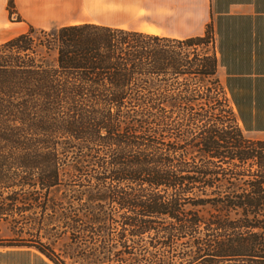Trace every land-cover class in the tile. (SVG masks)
Wrapping results in <instances>:
<instances>
[{
    "label": "trees",
    "instance_id": "trees-1",
    "mask_svg": "<svg viewBox=\"0 0 264 264\" xmlns=\"http://www.w3.org/2000/svg\"><path fill=\"white\" fill-rule=\"evenodd\" d=\"M215 71L207 28L1 40L0 256L264 264V139L243 133Z\"/></svg>",
    "mask_w": 264,
    "mask_h": 264
},
{
    "label": "crops",
    "instance_id": "crops-1",
    "mask_svg": "<svg viewBox=\"0 0 264 264\" xmlns=\"http://www.w3.org/2000/svg\"><path fill=\"white\" fill-rule=\"evenodd\" d=\"M9 1L0 0V29L96 23L186 38L207 28L215 75L238 124L246 136L264 139V0H11V14ZM170 14L178 24H198L170 31ZM12 15L19 19L10 21ZM137 15L145 18L141 26L131 24Z\"/></svg>",
    "mask_w": 264,
    "mask_h": 264
},
{
    "label": "rangeland",
    "instance_id": "rangeland-1",
    "mask_svg": "<svg viewBox=\"0 0 264 264\" xmlns=\"http://www.w3.org/2000/svg\"><path fill=\"white\" fill-rule=\"evenodd\" d=\"M9 13H13V8L8 9ZM12 18L10 19V21H17L19 18L16 15H12ZM174 18L173 15L170 14L169 17V23L168 26L170 31H176L175 29L177 27L180 26V28L182 27H189V28H193L194 26H196V23H192V22H188V23H176L175 21H172V19ZM130 21V20H128ZM145 18L143 17V15H137L135 16V21H131V24L134 26H141L144 24ZM9 29L4 28V29H0V41L4 40L8 37H12L14 35H17L19 33H23L28 31L29 29H31L32 34L36 35V36H41L42 35V31L44 32H48L49 30L47 29H41V28H35L31 25H23V24H18L19 28H13L11 26H14V24H8ZM23 28V29H20ZM0 234L6 235L7 234V228L6 225L1 223L0 224ZM6 248H0V250H5ZM15 249H19V250H23L21 247H16ZM34 253L35 250L34 249H30V253L27 254H19V255H1L0 256V264H37V261L35 260L34 257Z\"/></svg>",
    "mask_w": 264,
    "mask_h": 264
},
{
    "label": "bare ground",
    "instance_id": "bare-ground-1",
    "mask_svg": "<svg viewBox=\"0 0 264 264\" xmlns=\"http://www.w3.org/2000/svg\"><path fill=\"white\" fill-rule=\"evenodd\" d=\"M145 30V29H144ZM147 31H150L149 29H146Z\"/></svg>",
    "mask_w": 264,
    "mask_h": 264
}]
</instances>
